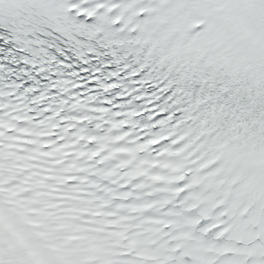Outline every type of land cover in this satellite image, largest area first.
Returning a JSON list of instances; mask_svg holds the SVG:
<instances>
[{"label":"snow or ice","instance_id":"obj_1","mask_svg":"<svg viewBox=\"0 0 264 264\" xmlns=\"http://www.w3.org/2000/svg\"><path fill=\"white\" fill-rule=\"evenodd\" d=\"M0 264H264V0H0Z\"/></svg>","mask_w":264,"mask_h":264}]
</instances>
